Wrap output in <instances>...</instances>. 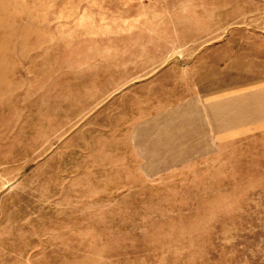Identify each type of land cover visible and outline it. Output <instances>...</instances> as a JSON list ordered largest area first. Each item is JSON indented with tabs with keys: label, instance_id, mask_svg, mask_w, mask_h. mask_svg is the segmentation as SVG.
<instances>
[{
	"label": "rangeland",
	"instance_id": "obj_1",
	"mask_svg": "<svg viewBox=\"0 0 264 264\" xmlns=\"http://www.w3.org/2000/svg\"><path fill=\"white\" fill-rule=\"evenodd\" d=\"M262 36L264 0H0V264H264V130L215 142L194 82Z\"/></svg>",
	"mask_w": 264,
	"mask_h": 264
},
{
	"label": "crops",
	"instance_id": "obj_2",
	"mask_svg": "<svg viewBox=\"0 0 264 264\" xmlns=\"http://www.w3.org/2000/svg\"><path fill=\"white\" fill-rule=\"evenodd\" d=\"M231 43L222 63L194 79L214 141L221 144L264 130V36L240 44L239 51H231Z\"/></svg>",
	"mask_w": 264,
	"mask_h": 264
}]
</instances>
